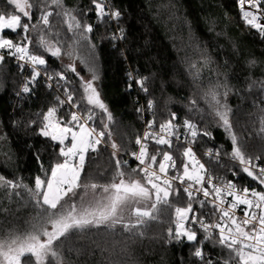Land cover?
<instances>
[{"label": "snow or ice", "instance_id": "6c2138e0", "mask_svg": "<svg viewBox=\"0 0 264 264\" xmlns=\"http://www.w3.org/2000/svg\"><path fill=\"white\" fill-rule=\"evenodd\" d=\"M91 2L98 23L119 22L122 13L110 0ZM238 7L241 19L264 40V0H238ZM57 22L71 34L70 43ZM185 23L191 35V25ZM93 31V24L83 20L79 9L66 6L65 0H4L0 7V66L11 57L21 71L25 66L31 69L16 95H34L40 78L56 93L47 110L33 114L24 125L53 142L52 162L45 166L40 152L35 154L40 173L31 185L23 177L0 173V217L14 216L21 207L32 213L23 230L0 227V264H130V243L145 239L188 245L191 264H264V155L251 156L245 151V137L233 120L240 109L228 103V97L234 92L239 95L240 90L229 83L227 72L216 69L215 82L202 93L207 111L194 94L185 105L189 115L182 121L167 107L158 118L157 99L150 89L153 78L128 72V89L135 83L149 97L137 112L152 116L145 121L143 134L134 138L138 151H129L114 139L116 120L101 97L94 59L90 63L81 58L90 73L86 78L74 59L60 71H49L45 56L34 51L42 50L57 59L72 57L80 46L94 53ZM110 38L123 40L124 29L118 28ZM213 63L206 48L202 49L201 65H190L196 70L192 74L196 87H200L197 81L202 69L211 70ZM258 63L249 59L246 66L254 69ZM69 72L78 80L71 79ZM160 89L163 92V81ZM243 91L259 93L252 101L257 111L248 115L254 117L255 135L264 142V77L249 74ZM170 102L171 98L166 99L165 106ZM65 105L68 111L61 113ZM97 116L99 128L94 123ZM209 122L224 130L231 150L226 151L224 145L205 148L202 156L206 160H202L197 146L204 137L214 139ZM20 123L14 121L13 126ZM241 127L247 130V125ZM6 139L0 134V141ZM150 143L156 146L154 151H150ZM101 147L109 151V166L89 172L102 154ZM4 155L12 159L8 153ZM125 155L136 167H131ZM217 169H227L234 177L245 174L262 190L241 187L220 176ZM194 205L207 206L209 211L197 212ZM238 209L242 216L237 215ZM153 225L162 226L161 232L149 236ZM97 253L100 259H94ZM131 264L138 262L131 260ZM180 264H184L183 257Z\"/></svg>", "mask_w": 264, "mask_h": 264}, {"label": "trees", "instance_id": "16d2710c", "mask_svg": "<svg viewBox=\"0 0 264 264\" xmlns=\"http://www.w3.org/2000/svg\"><path fill=\"white\" fill-rule=\"evenodd\" d=\"M110 3L122 13L116 26L111 22H97L91 0H65L66 6L79 9L83 20L93 24L94 31L90 36L92 44L96 45L94 53L87 46H80L72 57L63 55L62 59H57L42 53V50L34 51L45 56L50 71H60L63 64L74 59L80 75L86 78L90 73L81 63V58L90 63L94 59L100 77L98 86L101 97L116 120L112 131L117 143H123L129 151H133L134 138L142 131L141 117L137 112L138 93L136 90H128L127 70H133L138 76L153 78L150 89L157 99L158 118L165 115L167 107L182 121L189 115L185 105L194 94L200 107L207 111V104L200 97L215 82V70L218 69L221 73L227 72L229 83L240 90L239 95L234 92L228 97V103L233 109H240L233 120L237 131L243 132L245 137L246 153L251 156L264 155V142L255 135L252 125L254 117L248 115L257 111L252 101L259 93L243 91L249 74L253 78L264 77V40L243 22L237 0H110ZM168 5L171 7H166ZM3 6L4 0H0V7ZM173 11L175 18H171ZM185 21L191 25V35ZM116 27H122L125 33V38L119 42L110 38L116 32ZM57 28L70 43L72 36L66 28L59 22ZM67 47L66 43V50ZM205 48L214 63L211 70L202 69L197 81L200 87H196L192 75L196 70L191 69L190 65H201V50ZM249 59L259 61L256 68L249 69L246 66ZM225 60L228 61L227 67L224 66ZM68 75L78 80L75 74L69 72ZM25 77L26 72L24 69L21 71L14 58H6L0 66V134L7 136L5 141H0V173L9 178L23 177L24 182L31 185L34 177L40 173L35 154L40 152L47 166L54 157L51 147L53 142L35 135V128H26L24 125L29 118H34L33 114L41 109L46 111L53 103V96L39 82L34 95L18 97L16 92ZM161 81L164 83L163 92L160 89ZM168 98H171V102L165 106L164 101ZM64 112L61 109V113ZM17 120L21 123L14 127L13 122ZM95 125L100 127L99 116ZM241 125H247V130ZM208 127L214 137L208 139L209 144L215 147L224 145L225 150L230 151L231 145L224 130L211 122ZM249 133H252L251 137ZM4 153L11 155L12 159L7 160ZM101 153L88 168L89 172H100L108 168L109 151L101 147ZM127 156L124 158L127 159ZM130 164L134 167L133 162ZM16 207V204L12 205L13 210ZM31 214L30 208L21 207L14 216L0 217V227L17 226L23 230ZM164 218L167 219V216ZM161 227L153 225L149 236L160 233ZM218 251L214 250L213 254ZM129 252L130 264L131 260L138 264H180L181 257L184 264H191L192 261L188 245H164L162 241L156 240L130 243ZM94 259H100L99 253Z\"/></svg>", "mask_w": 264, "mask_h": 264}, {"label": "built area", "instance_id": "2783aa9c", "mask_svg": "<svg viewBox=\"0 0 264 264\" xmlns=\"http://www.w3.org/2000/svg\"><path fill=\"white\" fill-rule=\"evenodd\" d=\"M237 1H238V0H237ZM246 7H247V6H246ZM238 9H239V7H238ZM239 12H240V10H239ZM240 16H241V13H240ZM109 22L113 23L115 26L118 24L116 21H109ZM243 22H244V21H243ZM244 23H245V22H244ZM245 24H246V23H245ZM117 31H118V28L116 27V32H117ZM114 41H115V42H119V41H121V40H114ZM16 63H17V62H16ZM21 63H22V62H21ZM24 71L26 72V77H28V76L31 75V69H30V67L25 66ZM49 71H50V70H49ZM130 71H131L134 75H136V74L134 73V71L131 70V69L127 70V73L130 72ZM127 77H128V75H127ZM128 79H129V78H128ZM39 82L45 87L46 91H47L49 94H51L52 96H54V95L56 94V93L53 92L51 89H49V88H47V87L45 86V83H44L43 78H40V79H39ZM128 90H131V91H132V90H136V92L138 93V99H139V105H138V108H140L142 105L146 106V104H147V100L149 99V97L146 96L143 92H141V91L139 90V88L135 85V83H133L132 88H131V89H128ZM63 109H64L65 111H68V106L65 105V107H64ZM73 110H75V109H73ZM139 115H140V117H141V121H142V131H141V133H140V135H142L143 132H144V130H145V121L151 119L152 116H151V113H149V112H144L143 114L139 113ZM177 116H178V115H177ZM178 117H179V116H178ZM155 147H156V146H155L154 144L150 143V145H149V149H150V151H154V150H155ZM209 147H215V146L210 145L209 142H208V138H207V137H204V138H203V142L197 146L198 156H200L202 160H206V158H204V157L202 156V153H203V151H204L205 148H209ZM133 151H138V147L135 146V149H134ZM127 159H129L130 162H133V163H134V167H136V162H134L133 159H132L129 155L127 156ZM225 162L228 163L227 160H225ZM217 172H218V174H219L220 176L224 177V178L227 179V180H233V182L237 183V184H238L239 186H241V187H244V186H248V187H256L257 190H262V189H261V186H259L255 181L251 180V178L247 177L245 174H242V175H240L239 177H234V176L232 175V173L229 172L227 169H217ZM171 174H172V173L170 172L169 175H171ZM201 198H202V197H201ZM194 208H195V211L200 212V213H203V214H207L208 211H209V208H208L207 206H206L204 209H201V208L199 207V205H194ZM237 215H238V216H242V215H243L242 211L238 209V210H237Z\"/></svg>", "mask_w": 264, "mask_h": 264}, {"label": "rangeland", "instance_id": "374dc122", "mask_svg": "<svg viewBox=\"0 0 264 264\" xmlns=\"http://www.w3.org/2000/svg\"><path fill=\"white\" fill-rule=\"evenodd\" d=\"M95 123V122H94Z\"/></svg>", "mask_w": 264, "mask_h": 264}]
</instances>
